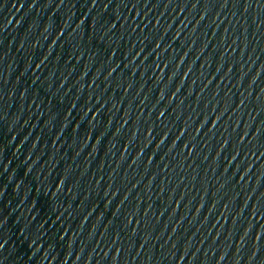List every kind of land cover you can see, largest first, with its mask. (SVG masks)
I'll use <instances>...</instances> for the list:
<instances>
[{
  "label": "water",
  "instance_id": "obj_1",
  "mask_svg": "<svg viewBox=\"0 0 264 264\" xmlns=\"http://www.w3.org/2000/svg\"><path fill=\"white\" fill-rule=\"evenodd\" d=\"M0 264H264V0H0Z\"/></svg>",
  "mask_w": 264,
  "mask_h": 264
}]
</instances>
